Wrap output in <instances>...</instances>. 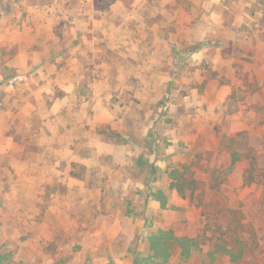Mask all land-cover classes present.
Instances as JSON below:
<instances>
[{"label":"rangeland","instance_id":"374dc122","mask_svg":"<svg viewBox=\"0 0 264 264\" xmlns=\"http://www.w3.org/2000/svg\"><path fill=\"white\" fill-rule=\"evenodd\" d=\"M148 1L0 0V264H264V0Z\"/></svg>","mask_w":264,"mask_h":264},{"label":"trees","instance_id":"16d2710c","mask_svg":"<svg viewBox=\"0 0 264 264\" xmlns=\"http://www.w3.org/2000/svg\"><path fill=\"white\" fill-rule=\"evenodd\" d=\"M151 5H152V0H149L148 3H147V5L146 6H143L142 10H140L141 11L140 14L143 15L144 13H146V15H147V12H148L147 10H148V8ZM188 52H192V50H190ZM172 175L175 177V179L170 184V187L173 188V189H175L182 197L185 196V193L184 192H185V189L187 187V189L190 192L189 193L190 196H193L194 187H191V186H193L195 184V182L194 181H191V180L188 181L186 178H183L180 175L178 176L177 171H174ZM185 240L186 239H184V242L183 241L180 242V246L181 247L183 246L182 252L187 253L188 251H187V249L185 247ZM240 250H242V249H240Z\"/></svg>","mask_w":264,"mask_h":264}]
</instances>
